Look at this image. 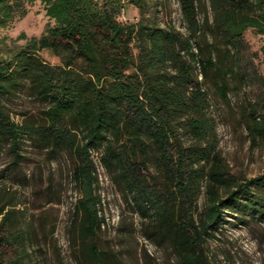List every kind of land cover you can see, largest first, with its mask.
Instances as JSON below:
<instances>
[{"label":"trees","instance_id":"obj_1","mask_svg":"<svg viewBox=\"0 0 264 264\" xmlns=\"http://www.w3.org/2000/svg\"><path fill=\"white\" fill-rule=\"evenodd\" d=\"M36 1L51 24L39 36L0 39V146L10 141L14 163L22 159L26 135L77 155L83 231L94 234L101 226L91 155L99 149L102 164L117 173L141 214L155 221L152 234L170 242L179 264H209L204 242L230 222L226 212L264 220V173L235 177L219 163L209 143V94L199 80V73L212 76L225 101L230 91L256 85L242 111L250 133L264 139V77L254 62L264 43L250 56L243 43L249 29L264 36V0H208V6L178 0L186 32L147 15L150 0H0V28L25 17ZM126 3L138 9L136 22L119 20ZM43 50L59 63L47 62ZM24 90L47 104L43 122H16L4 106L5 97ZM181 132L197 142L185 146ZM204 186L206 210L196 219ZM3 210L0 264H23L28 234L15 226L13 209ZM90 253L93 264H111L95 246Z\"/></svg>","mask_w":264,"mask_h":264},{"label":"rangeland","instance_id":"obj_2","mask_svg":"<svg viewBox=\"0 0 264 264\" xmlns=\"http://www.w3.org/2000/svg\"><path fill=\"white\" fill-rule=\"evenodd\" d=\"M150 1L147 15L162 27L186 32L178 0ZM204 1L208 6V0ZM27 9L25 17L0 28V39L10 43L21 33L28 38L39 36L51 24L40 1L27 5ZM139 17L138 9L126 3L119 20L136 22ZM25 42L20 40L19 44ZM243 43L250 56L259 52L264 36L249 29ZM40 54L51 64L59 63V58L47 50ZM254 62L264 77V54L259 53ZM199 80L209 94L210 104L205 110L212 127L209 143L219 163L228 175L235 177L251 178L264 173V139L250 133L242 111L248 99H254L258 87L254 85L239 94L230 91L225 101L216 93L212 76L203 79L199 73ZM3 104L16 122L27 119L43 122L47 107L28 90L5 97ZM181 137L185 146L197 142L191 132H181ZM10 145V141H4L0 146V206L4 213L13 209L15 226L28 234L23 264H93L92 246L103 252L111 264H179L180 258L170 242L152 234L155 221L141 214L117 173L102 164L103 149L91 150L95 162L93 188L100 200L101 226L94 234H88L83 231L86 221L77 212L78 203L84 197L74 173L79 164L77 155L66 149L56 151L35 135H26L19 145L22 159L14 163ZM154 169L151 165L150 171ZM207 199L204 186L197 201L196 219L205 212ZM225 218L230 222L215 228L204 242L209 264H264V220L248 215L238 219L229 212Z\"/></svg>","mask_w":264,"mask_h":264}]
</instances>
